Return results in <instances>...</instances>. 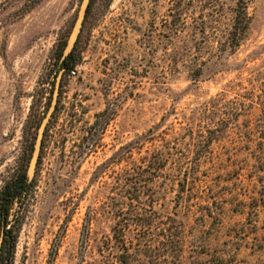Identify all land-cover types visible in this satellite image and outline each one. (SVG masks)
<instances>
[{"label":"rangeland","instance_id":"rangeland-1","mask_svg":"<svg viewBox=\"0 0 264 264\" xmlns=\"http://www.w3.org/2000/svg\"><path fill=\"white\" fill-rule=\"evenodd\" d=\"M80 2L0 0V191L27 169ZM235 4L93 1L11 211L10 264H264V0L211 55ZM148 150L167 160L140 184L148 226L126 229V173Z\"/></svg>","mask_w":264,"mask_h":264},{"label":"trees","instance_id":"trees-1","mask_svg":"<svg viewBox=\"0 0 264 264\" xmlns=\"http://www.w3.org/2000/svg\"><path fill=\"white\" fill-rule=\"evenodd\" d=\"M94 0L90 1L89 7L87 9V14L90 10ZM250 0H236L235 8L233 11V18L230 27L222 35V43L217 47L213 54L216 57L227 52H233L239 46L240 41L243 39L244 33L249 25V17L247 15V5ZM85 17V19H86ZM85 22V20H84ZM202 35L205 34V30L201 32ZM216 34L208 35L203 38H212L214 39ZM72 53L64 60L62 64V69L70 71L74 67V62L72 59ZM145 139H137V141L130 143L126 147V152L131 153L132 149L135 147L139 150H142ZM133 146V147H131ZM139 151V157L135 161H131L132 172L127 171L126 177V199L130 201V204L127 206L129 210V217L133 220H128L126 223V229H129L131 226L137 228H145L148 226V221L143 216L142 212H145V208L140 207V195L142 191L140 190V184L145 183L148 175L153 174L156 170L160 169L161 162L166 161V153H156L154 150L145 151L142 155ZM136 171V172H135ZM148 173H145L147 172ZM185 181V186H186ZM191 187L194 186L195 179L192 178ZM30 186V183L27 181L26 171L18 174L16 178L12 181L5 184V186L0 191V228H1V246H0V264H10L11 249L12 244L11 240L13 237L10 235L12 233V226L10 225V216L11 211L15 204L21 203L22 199L26 195V192ZM183 191V190H182ZM135 203V205H133ZM209 201H207V204ZM177 245H180V238L175 240Z\"/></svg>","mask_w":264,"mask_h":264},{"label":"water","instance_id":"water-1","mask_svg":"<svg viewBox=\"0 0 264 264\" xmlns=\"http://www.w3.org/2000/svg\"><path fill=\"white\" fill-rule=\"evenodd\" d=\"M91 0H81L79 9L76 15V18L74 20L72 29L70 31V34L68 36V39L66 41L65 48L63 50L62 56H61V63L64 62V60L72 53V51L75 48V45L77 43V40L79 38V35L82 31L84 20L86 17L87 9L89 7ZM65 69H61L57 75L56 83L54 86V90L51 97V102L49 105V108L42 119L34 141L33 150L28 162V166L26 169V175H27V181L30 183L35 175L36 168L40 159V153H41V147H42V140L44 137V132L46 129L47 124L49 123L55 108H56V102H57V96H58V88L60 83V78L62 72H64ZM1 237H0V246H1Z\"/></svg>","mask_w":264,"mask_h":264}]
</instances>
